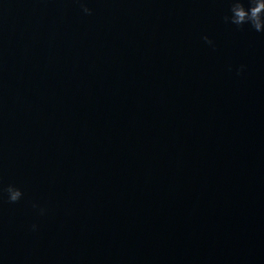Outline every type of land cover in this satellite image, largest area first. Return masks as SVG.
<instances>
[{
  "label": "water",
  "instance_id": "1",
  "mask_svg": "<svg viewBox=\"0 0 264 264\" xmlns=\"http://www.w3.org/2000/svg\"><path fill=\"white\" fill-rule=\"evenodd\" d=\"M230 7L0 0V264H264V32Z\"/></svg>",
  "mask_w": 264,
  "mask_h": 264
},
{
  "label": "clouds",
  "instance_id": "2",
  "mask_svg": "<svg viewBox=\"0 0 264 264\" xmlns=\"http://www.w3.org/2000/svg\"><path fill=\"white\" fill-rule=\"evenodd\" d=\"M230 2L231 15L224 17L226 23H231L237 27L249 25L256 32H264V0H247L248 7H245V0H230ZM83 11L90 14L91 10L85 7ZM203 39L209 45L213 43L207 36ZM6 192L10 203L18 202L23 196L22 191L12 185L7 187ZM35 227L33 225L34 229Z\"/></svg>",
  "mask_w": 264,
  "mask_h": 264
}]
</instances>
